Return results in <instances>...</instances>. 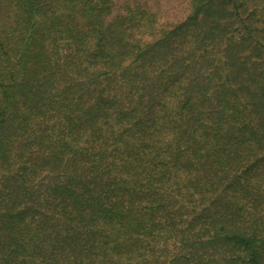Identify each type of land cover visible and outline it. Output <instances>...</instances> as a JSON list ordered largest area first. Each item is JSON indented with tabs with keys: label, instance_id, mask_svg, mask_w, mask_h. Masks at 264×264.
<instances>
[{
	"label": "trees",
	"instance_id": "obj_1",
	"mask_svg": "<svg viewBox=\"0 0 264 264\" xmlns=\"http://www.w3.org/2000/svg\"><path fill=\"white\" fill-rule=\"evenodd\" d=\"M178 1L0 0V264H264V0Z\"/></svg>",
	"mask_w": 264,
	"mask_h": 264
},
{
	"label": "rangeland",
	"instance_id": "obj_2",
	"mask_svg": "<svg viewBox=\"0 0 264 264\" xmlns=\"http://www.w3.org/2000/svg\"><path fill=\"white\" fill-rule=\"evenodd\" d=\"M162 6H164V14L166 15L174 16L182 10V4L178 0H171L168 2L163 0Z\"/></svg>",
	"mask_w": 264,
	"mask_h": 264
}]
</instances>
